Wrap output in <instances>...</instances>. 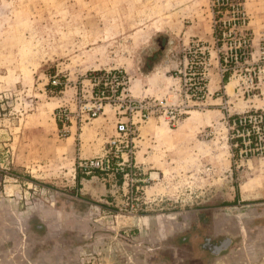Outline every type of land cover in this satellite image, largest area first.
<instances>
[{
	"label": "rangeland",
	"instance_id": "1",
	"mask_svg": "<svg viewBox=\"0 0 264 264\" xmlns=\"http://www.w3.org/2000/svg\"><path fill=\"white\" fill-rule=\"evenodd\" d=\"M243 1L257 84L248 95L231 79L240 106L228 101L198 135L185 120L194 109L175 126L151 118L186 126L185 148L169 153L164 183L138 184L132 208L122 175L81 166L105 152L118 111L78 116V99L112 69L129 77L130 93L149 97L145 88L176 70L158 75L162 47L181 63L193 41L214 44L216 0H0V264H264V157L239 159L227 119L264 112V0ZM101 116L114 117L111 136L96 134ZM140 131L137 175L147 178ZM224 237L233 245L213 256L208 238Z\"/></svg>",
	"mask_w": 264,
	"mask_h": 264
},
{
	"label": "built area",
	"instance_id": "2",
	"mask_svg": "<svg viewBox=\"0 0 264 264\" xmlns=\"http://www.w3.org/2000/svg\"><path fill=\"white\" fill-rule=\"evenodd\" d=\"M214 6L219 14L214 44L193 41L186 48L180 66L173 72L180 82L177 91L163 98L138 97L128 91L129 77L124 71L112 69L94 74L90 96L78 99V116L87 113L96 118L104 113L108 104L118 111L116 133L108 141L105 152L84 159L81 166L88 173L101 171L122 175L130 187L132 208L139 206L135 197L138 184L147 182L138 177L135 160L140 127L156 116L175 126L193 109L204 107L214 95L223 98L222 108L228 112L225 87L231 79H238L250 95L262 73L259 62L253 61L252 33L244 1L216 0ZM215 74L221 79L222 89L213 93L211 83ZM64 115L65 120H69L66 110ZM227 119L232 136L238 140L239 159L264 157V112L228 114Z\"/></svg>",
	"mask_w": 264,
	"mask_h": 264
},
{
	"label": "crops",
	"instance_id": "3",
	"mask_svg": "<svg viewBox=\"0 0 264 264\" xmlns=\"http://www.w3.org/2000/svg\"><path fill=\"white\" fill-rule=\"evenodd\" d=\"M254 7L260 8L262 5L259 7L256 4H253ZM264 18V16H262ZM190 37V36H189ZM172 46H168V48H161V57L158 59V63L161 67L157 70L158 75L159 72H169V69L171 68H178L180 66V62H178V59L173 60L172 55L170 54L172 52L171 48ZM165 49V50H164ZM165 53V54H164ZM157 55L158 52L156 49L153 50V53L151 54V57L149 60L153 62L154 60L157 61ZM177 57V56H176ZM155 72H152L151 74L147 75L146 78L151 80L154 79L153 75ZM166 75V74H165ZM158 80L157 82L159 83V86H150L149 88H145L146 95L149 96H154V97H160L161 95L167 96L170 93H174L175 90L180 85L179 80L174 77L173 75L171 77L166 76L165 81L161 79V75L157 76ZM156 79V77H155ZM162 80V81H161ZM173 80V82H172ZM221 79L220 77L215 74L214 79L211 83V90L213 93H215L218 90L222 89L221 86ZM232 82H229L226 85V99L231 103H234L235 106L232 108H236V106H240L239 104L241 101L237 102V97L236 95V90L237 88L233 85H231ZM148 84V83H147ZM175 86V87H173ZM261 88L264 90V81H261V84L259 85ZM173 87V88H172ZM149 93V94H147ZM256 101V100H254ZM260 103L262 102L264 104V101H259ZM222 103H223V98L221 96H212L208 99L207 101V108L204 110H200V108H196L193 110L196 113L192 116H188L185 120L186 124L192 125L193 133H196V135L199 134L201 129L205 126H207L209 123H211L213 120L217 118H221L225 112L222 108ZM256 104V103H255ZM251 106V105H250ZM109 118V117H108ZM98 122L104 123V131L101 129V131L96 130V134L100 133L104 135V133H108L109 136L114 134L115 132V123H114V117L111 116L109 120L107 118L101 116L100 118L97 119ZM187 134V127L186 126H178L177 128H172L171 126H167L162 122L160 119L154 118L151 119L148 123L144 124L141 127L140 131V144H139V149H138V159L140 160L141 163H143L150 171V177H147V181L154 182L155 184H162L164 183L167 175V171L169 168L172 166V161L170 160V154L169 153H181L184 151V142L183 139L185 135ZM201 137H204L203 135H200ZM70 139V138H69ZM99 144V143H98ZM157 153L158 158H157ZM178 156V154H177ZM178 161V160H177ZM203 164L209 165V159H202Z\"/></svg>",
	"mask_w": 264,
	"mask_h": 264
},
{
	"label": "flooded vegetation",
	"instance_id": "4",
	"mask_svg": "<svg viewBox=\"0 0 264 264\" xmlns=\"http://www.w3.org/2000/svg\"><path fill=\"white\" fill-rule=\"evenodd\" d=\"M227 242L229 243L226 246ZM233 242H234L233 239L229 237H224L222 239H209L208 238V244L206 245V248L213 256H220L223 253H226L228 251L231 245H233Z\"/></svg>",
	"mask_w": 264,
	"mask_h": 264
},
{
	"label": "water",
	"instance_id": "5",
	"mask_svg": "<svg viewBox=\"0 0 264 264\" xmlns=\"http://www.w3.org/2000/svg\"><path fill=\"white\" fill-rule=\"evenodd\" d=\"M229 242L226 243V246L228 245Z\"/></svg>",
	"mask_w": 264,
	"mask_h": 264
}]
</instances>
